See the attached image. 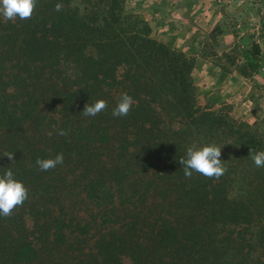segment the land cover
I'll list each match as a JSON object with an SVG mask.
<instances>
[{
	"label": "trees",
	"instance_id": "trees-1",
	"mask_svg": "<svg viewBox=\"0 0 264 264\" xmlns=\"http://www.w3.org/2000/svg\"><path fill=\"white\" fill-rule=\"evenodd\" d=\"M80 1L85 9L37 0L31 19L0 17V175L11 168L29 190L0 216V264H123L122 254L134 264H264V168L252 159L264 136L200 106L194 61L153 37L127 0ZM64 64L67 74L51 77ZM123 93L131 111L113 117ZM100 99L106 110L82 114ZM211 144L225 173L186 178L180 158ZM58 153L84 165L81 194L96 218L66 204L67 181L37 165Z\"/></svg>",
	"mask_w": 264,
	"mask_h": 264
},
{
	"label": "rangeland",
	"instance_id": "rangeland-1",
	"mask_svg": "<svg viewBox=\"0 0 264 264\" xmlns=\"http://www.w3.org/2000/svg\"><path fill=\"white\" fill-rule=\"evenodd\" d=\"M151 2V0H127L126 8L129 13L137 15L151 27L153 37L177 48L194 61L192 75L198 104L214 111H223L233 118L247 121L264 136V127L260 121V109H264V81L254 78L255 72L260 66L259 60H261L262 53L260 48L259 53L255 51V47H259V44L256 42L257 33L253 29V18L246 19V30H243L242 36L239 32L237 33L238 25L233 24L232 31L234 30L235 34H232L231 37L226 36L225 40H223L224 29L215 26L216 31L211 34L217 49L214 48L215 44L211 42L209 35L202 34L204 37L203 49L200 51L202 58H199L198 49L189 30L192 27L189 26L188 30L179 28L172 32L167 28L168 19H163L166 20L165 26L158 24L162 22L159 17H163L156 14V10L173 9L175 4L159 1L155 4L152 2L153 5H151ZM184 2L191 4V0ZM77 3L83 9L86 8V5L80 0H77ZM188 15L187 18L190 19V11ZM180 21L184 23V25L181 23L184 27L189 25L184 19ZM229 47L231 48L228 49ZM209 57L212 59L208 61ZM202 63L206 65L203 67ZM69 69L70 66L64 64L58 67L51 77L62 78ZM51 170L54 171L50 172L49 176L54 178L62 176L64 181H67L65 189L62 191L66 204L72 205L81 217L88 220L96 218L97 210L85 201L81 194L83 184L80 185V183L83 182L84 165L80 160L77 157L75 159L66 158L63 164ZM98 235L94 233L93 237L88 238L91 246L94 247ZM86 251H89V248ZM122 256L123 264H134L128 255L122 254Z\"/></svg>",
	"mask_w": 264,
	"mask_h": 264
},
{
	"label": "clouds",
	"instance_id": "clouds-1",
	"mask_svg": "<svg viewBox=\"0 0 264 264\" xmlns=\"http://www.w3.org/2000/svg\"><path fill=\"white\" fill-rule=\"evenodd\" d=\"M37 0H0V17L5 20L15 21L31 19L36 9ZM63 5L57 3L56 11H61ZM133 98L128 93H123L118 104L112 111L113 117L127 116L133 106ZM108 107L107 101L100 99L94 104H86L82 114L87 117H95ZM52 132L48 135L51 137ZM58 135H67L64 130H60ZM222 147L215 144L206 145L202 148L189 147L186 157H182L179 163L183 166L184 176L191 178L193 172L199 173L207 178H219L226 169L223 164ZM3 156L15 163L14 153L6 152ZM254 164L258 168H264V151L257 152L252 157ZM64 155L58 153L54 158H38L36 163L41 171H49L63 164ZM29 190L23 182L14 178L13 171L8 168L3 175H0V216L10 217L17 207L23 206L28 199Z\"/></svg>",
	"mask_w": 264,
	"mask_h": 264
},
{
	"label": "crops",
	"instance_id": "crops-1",
	"mask_svg": "<svg viewBox=\"0 0 264 264\" xmlns=\"http://www.w3.org/2000/svg\"><path fill=\"white\" fill-rule=\"evenodd\" d=\"M151 1L154 2V4L159 3V1L171 2L172 5L175 4L173 9L156 10V14H160V16L163 17H159L162 22L158 24H164L165 26L166 20L163 19H168L167 28L172 32L177 31L179 28L188 30L189 26L192 27V29L189 30L192 33L191 38L198 49L199 58H202L200 57L204 39L202 34L207 33L211 42L215 44L211 34L216 31L215 26H220V28L224 29L225 34L223 35V40H225L226 36L231 37L232 34H235V32H233L234 30L232 31V25L237 24L239 27L237 33L239 32L242 36L244 34L243 30H246V19L248 18V20H251V18H253V29L255 33H257L256 42L259 44L262 53L261 60H259L260 66L258 71L255 72L254 78L262 82L264 81V0H191V4H185V0ZM152 2L150 3L151 5H153ZM189 11L191 12V20L187 18L189 17ZM181 19L186 20L189 25L184 27V23L180 21ZM181 23L183 25H181ZM214 48L217 49L216 44ZM230 48L231 47L228 49ZM211 59L212 57H209L208 61ZM205 65L203 64V67ZM260 116L262 127H264V109H260Z\"/></svg>",
	"mask_w": 264,
	"mask_h": 264
}]
</instances>
